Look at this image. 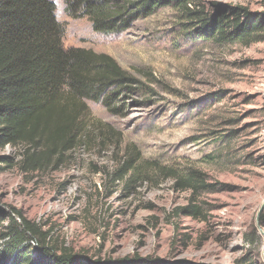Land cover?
<instances>
[{
  "label": "rangeland",
  "instance_id": "1",
  "mask_svg": "<svg viewBox=\"0 0 264 264\" xmlns=\"http://www.w3.org/2000/svg\"><path fill=\"white\" fill-rule=\"evenodd\" d=\"M56 4L65 48L111 56L139 88L113 115L87 102L83 143L56 154L24 142L0 145V202L94 260L138 254L194 264H264V41L245 45L187 37L173 7L99 34ZM264 13V0H191ZM131 151L171 167L117 179ZM194 173L205 189H182ZM198 213L180 212L189 205ZM189 210V209H188ZM19 220V219H18ZM7 219L4 224H6Z\"/></svg>",
  "mask_w": 264,
  "mask_h": 264
},
{
  "label": "trees",
  "instance_id": "2",
  "mask_svg": "<svg viewBox=\"0 0 264 264\" xmlns=\"http://www.w3.org/2000/svg\"><path fill=\"white\" fill-rule=\"evenodd\" d=\"M190 1L63 0L68 16L87 18L99 34H120L135 20L173 7L187 11L183 17L188 21L181 29L192 39L245 45L264 41L263 12L218 3L209 11H191ZM56 10L53 0H0V145L20 141L29 148L43 146L61 154L83 143L87 102L102 103L109 113L119 115L126 110L129 95L139 88L136 78L111 56L65 48ZM148 169L177 176L171 167L143 160L138 151H131L120 163L116 176L126 177L125 183L139 182ZM179 181L182 189L192 193L209 186L194 173ZM4 206L0 202V264H194L138 254L94 260L51 241L50 233ZM180 212L194 215L198 207L189 205Z\"/></svg>",
  "mask_w": 264,
  "mask_h": 264
}]
</instances>
